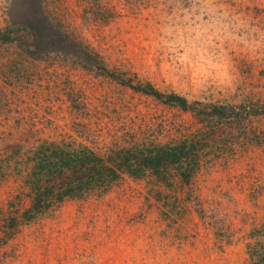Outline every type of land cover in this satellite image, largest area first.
Segmentation results:
<instances>
[{
  "label": "rangeland",
  "instance_id": "rangeland-1",
  "mask_svg": "<svg viewBox=\"0 0 264 264\" xmlns=\"http://www.w3.org/2000/svg\"><path fill=\"white\" fill-rule=\"evenodd\" d=\"M144 83L263 104L264 0H0V264H264V114L219 126L189 183L124 175L21 218L44 141L107 156L204 128Z\"/></svg>",
  "mask_w": 264,
  "mask_h": 264
},
{
  "label": "trees",
  "instance_id": "trees-1",
  "mask_svg": "<svg viewBox=\"0 0 264 264\" xmlns=\"http://www.w3.org/2000/svg\"><path fill=\"white\" fill-rule=\"evenodd\" d=\"M86 53L89 52L86 50ZM88 55L91 57L90 53ZM99 66L109 70L102 61ZM132 86L165 104L191 112L204 128L177 141L121 145L110 149L107 156L87 145L74 146L56 141L38 144L31 155H28L32 165L24 181L31 202L21 213L23 220H32L39 214L58 207L66 199H79L93 192H106L124 175L142 178L151 173L167 182L178 176L183 182L189 183L201 167L203 154L210 150L206 141L209 138L211 140L212 135L219 131V126L233 118L264 114V103L251 106L247 102L216 104L189 100L177 92L159 90L152 83ZM255 252L250 254L254 256ZM256 264L262 263L258 261Z\"/></svg>",
  "mask_w": 264,
  "mask_h": 264
}]
</instances>
